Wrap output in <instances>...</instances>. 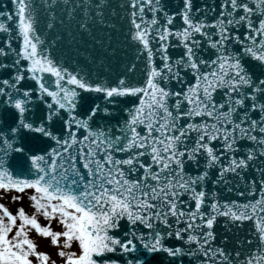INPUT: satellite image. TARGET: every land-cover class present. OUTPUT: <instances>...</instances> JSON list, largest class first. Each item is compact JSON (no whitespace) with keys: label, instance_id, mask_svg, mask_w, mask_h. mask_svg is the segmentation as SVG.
<instances>
[{"label":"snow or ice","instance_id":"snow-or-ice-1","mask_svg":"<svg viewBox=\"0 0 264 264\" xmlns=\"http://www.w3.org/2000/svg\"><path fill=\"white\" fill-rule=\"evenodd\" d=\"M0 7V264H264V0Z\"/></svg>","mask_w":264,"mask_h":264}]
</instances>
